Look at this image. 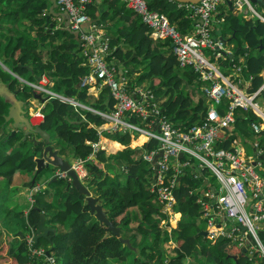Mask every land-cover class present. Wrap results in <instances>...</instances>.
Instances as JSON below:
<instances>
[{"label": "trees", "instance_id": "1", "mask_svg": "<svg viewBox=\"0 0 264 264\" xmlns=\"http://www.w3.org/2000/svg\"><path fill=\"white\" fill-rule=\"evenodd\" d=\"M146 1L151 10L165 13L182 33L192 29L196 19H192L190 10L180 6L178 2ZM103 2L112 6L109 14L105 9L100 10L101 4L98 5L96 0H89L87 11L90 17L99 23L104 24L107 18L111 19L114 32L110 36L107 35L108 37L104 35L113 49L111 55L135 63L136 69L142 70L137 80L147 78L153 82L155 101L162 105L163 113L169 116L175 125L187 129L194 124H200L206 112L208 96L201 89L199 74L191 65L180 68L176 55L170 51V40H152L148 25L124 3L120 5V0H102ZM14 3L15 9L14 5L11 6ZM0 4L4 6L2 10H5V13L0 14V52L13 72L20 76L28 73L30 81L35 80V73H46L52 80L49 87L51 90L76 97L100 111L112 108L113 100L105 95L104 90L93 100L86 87L79 86L80 77L87 72V68L81 65L82 55L79 48L74 50L76 41L71 30L64 26L56 27L52 19L54 12H60L58 6L54 8V12L48 13L50 0H0ZM258 5L264 9V5ZM245 14L234 9L232 4L220 13L219 17L230 30L228 39L234 38L236 46L234 53L232 52L233 56L232 53H223L216 63L223 68L228 65L230 67L231 64L242 65V76H251L247 85L250 92L264 82L260 74L264 68V22ZM22 19L28 21V33L33 30L34 37H26L24 33L17 31V24ZM3 20L8 24L7 29ZM118 20L120 23H117ZM218 28L220 29V26L214 25V29ZM221 37L226 38L224 35ZM58 38L60 41L55 43ZM77 43L79 44L78 41ZM238 53L245 57L239 56ZM238 57L242 59V63ZM30 66L32 70H29ZM3 79L10 81V88L18 82L10 74H6ZM127 88L131 89L129 81ZM190 90L198 91L197 100L192 98ZM23 91L26 99L37 92L33 86L26 83ZM42 97H45L44 94ZM45 103L40 126L69 143L75 155L84 159L87 171L85 181L94 186L97 201L102 204L107 217L120 228V236L108 231L106 225L88 211L83 195L79 194L75 187L70 186L65 191L66 181L63 178L48 182L56 186V194L59 197L57 204L51 200L41 201L36 196L26 212L25 226L28 229L33 227L39 220L41 211L45 213L47 220L54 222L51 225H58L52 232L51 243L46 237H38L34 241L35 246H43L54 254L56 264H129V261L131 264H262L256 253L250 258L237 245L227 246L229 239L225 235L222 239L212 241L202 233L196 234L200 229L196 219L197 215L202 213V206L196 201L197 195L191 192L190 188L207 186L202 185V175L194 177L190 168H186L185 174L183 173L177 186L173 188L178 216L181 215L182 218L175 226L169 224L168 232L159 225V219L164 214L157 204L156 193L148 188L145 175H150L152 168L139 156L141 148L127 146L113 154H106L105 149L98 148L94 152L93 143L99 138L96 126L105 121L103 116L90 109H81L78 115L82 111L84 117L79 115L71 118L67 104L56 96L48 97ZM5 104L0 100L2 118L1 114L6 113ZM219 111L222 112V109L219 108ZM234 112L237 126L256 118L250 110L236 108ZM131 119L134 122L139 121L135 117ZM139 123L145 124L142 121ZM107 135L122 144H128L130 141L128 132L114 131ZM233 135H236V131L222 144L227 146ZM156 144L151 139L145 146L152 147ZM8 158L11 159L10 169L0 173V176L7 180L17 168L35 170L36 163L32 152L30 155H23L15 150ZM205 171L209 173L207 168ZM112 172L115 174L110 176ZM119 175H122L125 181L120 182ZM208 179L210 184H216L214 176ZM49 207L54 210L51 219L48 218L51 211ZM13 212L12 214L17 216L22 213V209H14ZM69 219L71 220L67 229L59 227V224L62 225ZM170 232L175 239L173 255L162 246V243L170 238ZM259 234L264 239V230ZM148 235L152 238L150 242L146 241ZM124 237L129 238L130 244L122 241L121 238ZM135 237H142L144 242L136 243ZM0 264H43V261L42 257L31 255L24 237L19 239L17 245L9 238L3 237L0 240Z\"/></svg>", "mask_w": 264, "mask_h": 264}, {"label": "built area", "instance_id": "2", "mask_svg": "<svg viewBox=\"0 0 264 264\" xmlns=\"http://www.w3.org/2000/svg\"><path fill=\"white\" fill-rule=\"evenodd\" d=\"M121 1L148 25L153 39L170 40V49L181 66L191 65L199 74L203 83L202 90L209 98L204 120L200 124L183 129L162 113V108L154 101L152 86H134L133 91L129 90L128 79L123 74H117L115 65L106 58L108 43L98 25L90 20L87 11L89 0H56L60 12L65 14V24L78 37L84 63L88 67V72L81 76L79 84L87 86L99 82V85L108 88L113 100L112 108L107 112L98 111L107 121L108 132H128L131 136H144L146 142L153 139L157 143L152 147H144L141 158L152 168L153 178L149 189L156 193L161 210L167 215L166 218H161L163 225L175 217L176 200L173 188L183 175L185 167L190 165L191 158H197L199 165H204L218 182L217 192L207 189L204 198L199 199L203 215L207 219L210 237L228 233L224 230L226 225L216 224L213 214L209 212L212 207L205 200L206 197L216 198L217 206L226 218L234 221L235 224L230 227L231 234L235 233L234 242L239 246H246L249 253L259 251V255L264 258V242L259 234L264 230V203L260 197L263 182L257 174L255 160H251L253 164L248 162L241 149L235 146L217 145L224 129L233 126L236 108L257 110L263 123L259 125L252 122L251 125L255 131L264 129V112L258 107L256 100L264 84L252 92L241 88L239 82L242 65L231 64L228 73H222L215 60L223 53L231 51L226 48L225 39L212 33L216 25L213 14L219 11L218 6L222 2L226 1L245 13L250 12L263 22L264 15L257 11L250 0H200L197 3H179L196 17L193 30L182 33L165 13L151 10L146 0ZM59 19L62 21L63 18ZM219 20L222 21V18ZM88 21L91 25L86 28ZM209 51L214 60L207 55ZM231 73H235L236 78L228 77ZM48 81V76L41 74L33 86L48 97L58 96L81 105L78 101L48 88ZM36 110L32 115L40 116L41 119L43 113L40 108ZM128 117H135L145 124L129 120ZM106 139L110 138L106 136ZM93 147L95 152L98 148H105V145L95 142ZM84 163V159L80 158L71 162L72 168L81 179L87 172ZM55 173L58 177L67 175L60 170ZM25 239L30 253L42 257L43 264H55V259L46 253L45 247L34 245L32 232L26 234Z\"/></svg>", "mask_w": 264, "mask_h": 264}, {"label": "crops", "instance_id": "3", "mask_svg": "<svg viewBox=\"0 0 264 264\" xmlns=\"http://www.w3.org/2000/svg\"><path fill=\"white\" fill-rule=\"evenodd\" d=\"M96 1L98 2V5L101 4L100 7H99L100 10H104L105 9V10L108 11V14L111 12V7H112L111 5L109 6L105 2L102 3V0H96ZM119 3L121 5L124 2H122L120 0ZM251 3H252V5L255 8H256V4L264 5L263 3H261V1H259V2H252L251 1ZM13 5H14V9H15L16 3L11 4V6H13ZM227 7H229V3H226V1L219 4V6H218V10L219 11L215 12L213 14V21L215 20V24L216 25L219 26V24H218L220 22L219 15ZM3 8H4V6L2 4H0V14L2 12L5 13V10H2ZM234 9L237 10V8H234ZM7 11H8V9H7ZM238 11L241 12V14L245 13L243 10H239L238 9ZM257 11L261 12L264 15V9L263 8H262V10H258L257 9ZM47 12L48 13H52V12L49 11V6H48ZM245 15L246 16H250V17L252 16L250 12L246 13ZM3 18H6V17H3ZM59 18H63L62 21H60ZM191 18L192 19H194V18L196 19V17L193 16V15L191 16ZM52 19L55 21L56 27L64 26V27L68 28L67 25L64 22L66 17H65V14L63 12H57L52 17ZM22 20H24V19H22ZM90 20H91V22H94V23H96L98 25V29L101 31V34L105 35L106 37H108L107 35L110 36V35L113 34L114 26L112 25V21H111L110 18H107L106 21H104V24H103V22L99 23V22L93 20L91 17H90ZM218 20H219V22H218ZM7 22H8V20H7ZM91 22L88 21L86 23L85 27L88 28L89 25H91L90 24ZM4 23H5V21H4ZM117 23H120V21L118 20ZM193 27H192L191 30H193ZM219 31H220L219 28L218 29H214L213 30V35L214 36H223L224 34H222V33L219 34L218 33ZM31 32H32L31 34H33V36H34V31L31 30ZM71 32L73 34V38H75V41H76V46L74 47V50L79 48L80 54L82 55L81 65L85 66L87 68V72H88V67L84 63V58H83L81 47L77 43L78 37H77L76 33H74L73 31H71ZM76 38H77V40H76ZM166 39L167 38H165V39H157V40H166ZM152 40L156 41L153 38H152ZM58 41H60V38H58L55 41V43L58 42ZM225 44H226L225 45L226 48L228 50H230L231 53L232 52L234 53L236 42L234 40H232V39L229 40L228 38H225ZM112 50L113 49H111V47H110V45L108 43V49H107L108 53L106 55V58H109V61L112 64L115 65V67L117 69V72H116L117 74H120V75L123 74L128 79V81L130 82V86H132V87L133 86H143V87L144 86H153V82L151 80L147 79V78L143 79V80H141V79L137 80L136 78H137L138 75H140L142 70L140 71V70L136 69L137 66L133 62H130L128 60H121V59L117 58L116 56L111 55L112 54ZM170 51H171V49H170ZM233 53H232L231 56H233ZM238 55L242 56V57H245V55H241L239 53H238ZM122 56L124 57V53L122 54ZM234 56H237V55L234 54ZM238 59L242 63V59L240 57H238ZM141 66H142V64L139 65V67H141ZM217 66L221 70V72L224 73V74L228 73V71L230 70L229 65L226 66L225 68L221 67L218 64H217ZM181 67L182 66L180 65V68ZM133 69H135V70H133ZM29 70H32L31 66H30ZM2 72H4L5 74H10V75H12L13 77H15L18 80V82L13 85V88H10V86L8 84V83H10V81H5V79H3L4 74ZM41 74L47 75L46 73H38V74L35 73L34 74L35 80H33V81L29 80V78H31V77H28V75H29L28 73L23 74L22 76L18 75L17 73H15V72H13L11 70V67L9 66V64L7 62H5L4 59H3V53L0 52V100L5 102L7 104V106H9L11 104L19 106L20 103L18 101H24L26 99L24 97V91H23L24 90V84L26 83V84H28L30 86H33L34 83L37 82L38 78L40 77L39 75H41ZM260 74L262 75V77L264 79V68L262 69ZM240 75H241V79H240V82H239L240 87L244 88L247 92H249L247 90V85H248V83L251 80V76H249L248 78H245L244 76H242L241 72H240ZM231 76L236 78V74L235 73H231V74L228 75V77H231ZM48 79H49V77H48ZM51 84H52V80L49 79V81L47 82L46 86L49 88ZM78 84H79V82H78ZM263 84H264V82L262 84H260L257 89H255L253 91H257ZM202 85H203V83L201 84V89H202ZM79 86L86 87L88 94L93 96V100L97 99L99 97V95L102 93L103 90L105 91V95H107V97L111 98L108 88L106 86L99 85V82L91 83L90 85H87V86H82V85L79 84ZM36 91H38V90L36 89ZM132 91H133V89H132ZM250 92H252V91H250ZM41 93L43 94V92H41ZM56 93H58V92H56ZM190 93H191L192 98L194 100H197L198 95H199L198 91L190 90ZM58 94L62 95L61 93H58ZM44 96H46V94H44ZM63 96H65V95H63ZM65 97L73 99L75 101H78L81 104V105L73 104V103L69 102L68 100H64V99L58 97L60 100L64 101L67 104V107L69 109V113H70V117L71 118H76L79 115L84 117V114H83L82 111L78 115V113H79V111L81 109H88V110L90 109L91 111L99 114L98 111H100V110H97V109L89 106L88 103H85V102L77 99L76 97H71V96H65ZM256 100H257V103H258V107H261L262 112H264V87L257 94ZM47 101H48V99H45V97L43 98L41 96V98H38V97H35L34 94H33V96H31V98H28L26 100V102L28 103L27 105H28V110L29 111L30 110L34 111V110L40 108L41 112L43 113V116H44L43 109H44V106L46 104L45 102H47ZM208 102H209V98L206 99V110H207ZM243 110H246V111L250 110L251 112H253V114L256 116V118L250 120L246 124L242 123V124H240L238 126H237L236 119H235V122H234L232 127L224 129L225 131L222 133L221 140H219L217 142V145L224 146L222 143L228 137H230L231 134H233L236 131V135H233L232 138L230 139L229 144L227 146H224V147L235 146L237 148H240L242 153H243V156L245 158H247L248 162L253 164V162L251 160L252 159L255 160V166L258 169L257 174L260 176V179L263 182V184L261 186L260 197L262 198V202L264 203V129H260L259 131H255L253 129L252 125H251L252 122H257V123H259V125L261 123H263V122H262V118L257 114V110H253V109H250V108L249 109H243ZM101 112H107V111H101ZM31 114H32V112H31ZM164 115H165V117H167L170 120L169 116H167L166 114H164ZM205 115H206V112H205ZM205 115L201 118L200 122H202L204 120ZM31 119L33 121L32 122L33 124H36V122L40 121V118L34 120L35 118H32V116H31ZM23 127L24 126H23L22 123H18L16 125H13V121L11 119L5 120L3 123L0 124V137H2V136L4 137L5 135L10 134L11 131H15V133L12 136H9V137L16 138V140H20L19 145L15 146V147H13V143L12 144L8 143V145H5L3 143V144L0 145L1 146V148H0V173L3 172V170L7 171V170L10 169L9 163H11V159L8 158V157H10L11 154H13L15 150L20 151V153L23 154V155H26V154L30 155L31 154V147H32L33 143L30 141V139H26V140L22 139L21 128H23ZM96 128H97L98 135H99L98 136L99 138H98L97 142H99L100 144L105 145L104 149H106V154H113L116 151L122 150L123 148H125L127 146L130 147V148H134V147L141 148V153L140 154H142V152H143L142 146H145V143H146V140H147L144 136H139V135L131 136V135H129L130 141L126 145V144H122V143L118 142L117 140H114V139L110 138V136L107 135V133H109V132H108V129H107V121H106V119H105V121L103 123L97 125ZM49 133H50L51 142L54 144V146L56 148H59L61 155H63L65 158H67L72 163L74 162V160L79 159V157L75 155L74 150H73V148L71 147V145L69 143L65 142L63 139L57 138L51 132H49ZM106 136H108L110 139L107 140ZM141 137H142V139H141L142 141L140 140ZM35 138L39 139V136L35 135ZM116 144H119V145H116ZM107 150H108V153H107ZM140 154H139V156H141ZM91 157H93V156L91 155ZM8 160H10V161H8ZM199 163L200 162H199V160L197 158H191L190 165L185 167V169L186 168H190L191 173H193L194 177L198 178V175H202V178H203V184L202 185H207L206 187L202 186V187H200L198 189L197 188H195V189L190 188L191 192H193L195 195H197L196 196V201L200 203L199 199L204 198L205 193L207 192V189H210V190H213V191L217 192L216 188H218L217 187L218 182H216V178L214 177L216 184L215 185H213L212 183L210 184L208 178L210 176L212 177L214 175L209 170H208L209 173H207L205 171L206 167H204V165H199ZM50 168L44 169L42 172H37L36 169L33 170V171H27L25 169L17 168L16 170H14V172L11 175L10 179L7 180L8 183H9V186L7 188V192L9 191V194H11L10 197L16 195L17 193H27V192L29 193V196L26 195V198H25L28 205L26 207L21 208L22 209V213H23L24 216L26 215V212H27L28 208L32 204L31 202L35 201L36 192H42L43 195H40V197H42V201L51 200L53 203H55V202H57L59 200V197L56 194V189H55L56 186L54 184H48V182L53 181L51 178H52V176H54L55 172L58 169L56 167H53L52 168L53 171L50 170V174H52L51 177H50L48 175ZM202 171H205V173L203 174ZM184 174H185V170H184ZM2 178H4V177L0 176V179H2ZM57 178H63L65 181L68 180V176L67 175H66V177H57ZM152 178H153L152 171H151L150 175H145V179L148 180V186L149 187H150V181L152 180ZM81 181L90 189L91 194L93 196H97L96 190L94 189V186L88 185L87 182L85 181V179L84 180L82 179ZM177 184H178V182H177ZM177 184L175 185V187L177 186ZM64 189L66 191L69 188L66 189V185H65ZM249 194H250V192H249ZM205 200H207L209 205L212 207V208H209V212L211 214H213V217L216 220V224L218 225V224H222L223 223V225H226V226H224L225 227L224 230L227 231V233L229 234V235L225 234V236H227L228 239H229V241L227 243V246H230L231 244H235V245H237L238 248L240 247L242 251H243V248H245V250L243 252H245L248 255V257H250V258H252L253 254L256 253V256L259 257L261 259V261H262V264H264V258H263V256L259 255V251H254L253 253H249V251L247 250L246 246H243V245L239 246L236 242H234L235 233L231 234L230 227L233 224H235V223H234V221L229 220L228 218H226L224 212L217 206L216 198L213 199V198L210 197V198L207 199V197H206ZM18 201L21 202L20 200H18ZM83 201L85 202L84 199H83ZM13 202H15V201H10L8 203L10 207H12ZM157 204L160 206L159 202ZM12 208L14 209V207H12ZM21 209H19V210H21ZM174 209H175L174 210V213H175V217L174 218L177 219L178 218L177 217L178 216L177 200H176ZM12 213H14V212H12ZM163 214H164V216H162V218L163 217L166 218L167 215L165 213H163ZM159 220H160V222H159L160 224L159 225L162 226L163 228L167 229L168 232H169L170 228L168 226V222H166L165 225H163L162 224V219H159ZM17 222H18V217L15 216L14 214H11L10 220H9V228L11 229V231H12V227H16ZM203 222H205V224H203ZM69 223H70V220H67L62 225L59 224V227H61L62 229H66L67 228L66 225L68 226ZM45 224L47 226L55 227V230H56V228L58 226V225H56V226L55 225H51L48 222V220H47V216H46ZM196 224L200 227L199 231L205 230L206 234H204V235L208 236L209 239H211L212 241H216L218 239H222V236H224V235H218V236H215V237H210L209 232H208L209 226L207 224L206 217L203 215V212L200 215H197ZM11 233L12 232L8 233V235H6V237L9 238ZM28 233H30V232L27 231V233H25V235L28 234ZM9 239L12 242H14L13 240H17V238H9ZM170 239H174V235H172L171 232H170ZM260 239L264 242V239L261 238V236H260ZM174 241H175V239H174ZM171 252H172V255H173L174 254L173 251H171Z\"/></svg>", "mask_w": 264, "mask_h": 264}, {"label": "water", "instance_id": "4", "mask_svg": "<svg viewBox=\"0 0 264 264\" xmlns=\"http://www.w3.org/2000/svg\"><path fill=\"white\" fill-rule=\"evenodd\" d=\"M178 3H197L200 0H174ZM252 2L261 1L264 4V0H250ZM57 7L56 0H50L49 11L54 12V8ZM54 14H56L54 12ZM48 16V15H47ZM35 97L41 98L42 93L36 92ZM44 98V97H43ZM47 98V97H45ZM20 105L11 104L7 107L6 113L1 115L5 120L11 119L13 125L18 123L23 124L21 131L24 133L22 136L23 140H26V135L31 134L30 141L33 143L31 147V152L34 155V160L36 163V171L42 172L44 169L56 167L60 171L66 172L68 180L66 181V189L70 186L75 187L79 194L83 195L85 204L88 205V211L93 213L97 220L104 223L108 229L113 234L120 236V228L117 227L113 222L107 217L106 211L102 207V204L97 201V196L91 194L90 189L81 181L78 174L71 166V162L61 155L59 148H56L50 140V133L43 129L39 124L32 125L29 119L24 115V110L21 107L24 101H18ZM15 131H11L10 136H12ZM39 135V139L35 138V134ZM56 173L52 176V180L57 179ZM46 215L43 211L39 214V220L33 226V239L37 240L38 237H46L49 242L52 241V232L55 231V227L47 226L45 224ZM206 234L205 230L198 231L196 234ZM22 237V236H21ZM124 243L130 244L129 238H121ZM245 248H243V251Z\"/></svg>", "mask_w": 264, "mask_h": 264}, {"label": "rangeland", "instance_id": "5", "mask_svg": "<svg viewBox=\"0 0 264 264\" xmlns=\"http://www.w3.org/2000/svg\"><path fill=\"white\" fill-rule=\"evenodd\" d=\"M256 8L258 10H262V7L260 5H258V4H256ZM251 17H254V15L251 16ZM27 22L28 21H25V20L19 21L18 24H17V26H18L17 27V31L20 32V33H24L26 37H30V38L34 37L33 34H31L32 32L28 33V30H27V25L28 24H27ZM218 24L220 26V31L218 33L219 34L222 33V34L225 35L226 38H229L230 30L227 28V26L222 21H220ZM4 26L6 27L5 29L8 28V24L7 23H4ZM232 40L236 41L234 38ZM207 55L209 56L210 59L214 60L213 55H212V53L210 51L207 52ZM3 74H4V76L6 75L5 73H3ZM4 107L7 110V107H8L7 104H5ZM34 111L37 112V110H34ZM34 111L30 110L29 114H31V112L33 113ZM32 118H35L34 120H36V119L40 118V116H32ZM4 121H5V119L0 117V124L3 123ZM22 134H24V133L22 132ZM35 135L39 136L37 133ZM9 136H10V134L5 135L4 137L3 136L0 137V145L3 144V143L5 145H8V143H11V144L13 143V147L18 146L19 143H20V140H16V138H11ZM0 148H1V146H0ZM105 151H106V149H105ZM107 153H108V150H107ZM9 166H11V163H9ZM50 170L53 171V169L52 168L49 169V174L48 175L51 177L52 174H50ZM115 171L117 172V170H115ZM114 174L115 173L112 172V173H110V176H113ZM84 178H85V176L82 179L84 180ZM118 180L120 182H123V181H125V178L122 175H119ZM8 186H9V183H8L6 178L0 179V239H2L3 237H6V235H8V233L12 232L11 235L9 236V238H17V240H13L14 242H12L14 245H17L19 243V239L22 238V237L25 238V233H27V228L25 226V216L23 215V213L17 214L18 222L16 224V227H12V231L9 228V220H10V216H11V214H12L14 209L18 210V209H21V208L26 207L28 205L25 198H26V195L29 196V193L28 192L27 193H17L16 195L10 197L11 194H9V191L7 192ZM64 188H65V186H64ZM40 195H43L42 192H36L35 197L38 196L40 198V200L42 201V197H40ZM18 200H20L21 202H19ZM10 201H15L12 204V207H14V209H12V207L9 206L8 203ZM55 203L57 204V202H55ZM10 208L12 210H10ZM49 209H51V211H49L48 218L51 219L53 214H54V210L52 208H50V207H49ZM160 211L162 212L161 207H160ZM123 214H121V216H123ZM177 217H178L177 219L174 218L171 222L169 221L168 222V226H169V224L172 225V226H175L177 221H179V219L181 220V218H182V216H177ZM71 219H72V217H71ZM71 219H69V220H71ZM48 222L50 224L54 223V222H52L50 220H48ZM203 224H205V222H203ZM66 227L68 228L67 225H66ZM20 236H22V237H20ZM169 237H170V235H169ZM146 241L150 242V241H152V238L148 235L146 237ZM135 242L136 243H141V242H144V241L142 240V237H139V238L135 237ZM25 243H26V239H25ZM174 244H175L174 239H170L169 238L166 242L162 243V246H164L166 248V250L168 249L169 250V254L172 255L171 251H172V247H173ZM45 250H46V253L49 256H51V257H53L55 259V264H56V258L54 256V254L49 252L46 248H45ZM31 255H33V254H31ZM133 257H135V256L133 255ZM200 258L202 259L203 257L201 256ZM129 264H131V261H129Z\"/></svg>", "mask_w": 264, "mask_h": 264}, {"label": "flooded vegetation", "instance_id": "6", "mask_svg": "<svg viewBox=\"0 0 264 264\" xmlns=\"http://www.w3.org/2000/svg\"><path fill=\"white\" fill-rule=\"evenodd\" d=\"M37 92H41V91L38 90ZM43 94H45V93H43ZM26 100H27V99L24 100V104H22L21 107H22L23 110H24V115H26V116L28 117L29 122H30L32 125H35V124L32 123L33 121H32V119H31V116H33V115H32V114H29L30 111L28 110V105H27L28 103L26 102ZM43 117H44V116H43ZM43 117L40 119V121L43 120ZM40 121L36 122V124H39V125H40V123H39ZM32 134H33V133L26 135V139H30ZM22 136H23V134H22Z\"/></svg>", "mask_w": 264, "mask_h": 264}, {"label": "clouds", "instance_id": "7", "mask_svg": "<svg viewBox=\"0 0 264 264\" xmlns=\"http://www.w3.org/2000/svg\"><path fill=\"white\" fill-rule=\"evenodd\" d=\"M228 3V2H227ZM230 4V3H229ZM134 87V86H133ZM133 87L131 86V89L130 90H132L133 89ZM152 88H153V91H154V86H152ZM55 92V91H54ZM56 93V92H55ZM58 94V93H57ZM155 94V93H154ZM136 96V95H135ZM45 97H47V98H45V99H48V96L46 95ZM156 100V95H155V99H154V101ZM156 102V101H155ZM157 103V102H156ZM159 106H160V108H162V113H163V107H162V105H160L159 103H157ZM164 114V113H163ZM132 117H128V119L130 120ZM81 179V178H80ZM82 180V179H81ZM27 231L28 232H32L33 231V227H31V228H27ZM32 237H33V234H32ZM124 238H126V237H124ZM35 241V240H34Z\"/></svg>", "mask_w": 264, "mask_h": 264}, {"label": "bare ground", "instance_id": "8", "mask_svg": "<svg viewBox=\"0 0 264 264\" xmlns=\"http://www.w3.org/2000/svg\"><path fill=\"white\" fill-rule=\"evenodd\" d=\"M142 139V137L140 138V140ZM142 141V140H141ZM140 142V141H139Z\"/></svg>", "mask_w": 264, "mask_h": 264}]
</instances>
